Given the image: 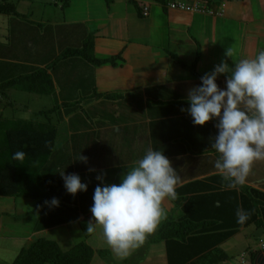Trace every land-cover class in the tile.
Masks as SVG:
<instances>
[{
	"label": "crops",
	"instance_id": "crops-1",
	"mask_svg": "<svg viewBox=\"0 0 264 264\" xmlns=\"http://www.w3.org/2000/svg\"><path fill=\"white\" fill-rule=\"evenodd\" d=\"M50 1L43 8L50 7V16L46 17L55 26L50 34L64 36V47L81 48L83 42L92 37L94 56L97 59L117 58V62L95 66L76 57L56 67L55 80L58 82L55 92L63 106L60 118L54 125L40 123L28 126L35 130L55 129V148L42 167L35 164L30 167V183L35 198L0 197V242L7 247L5 242L18 238L8 234L11 231L8 229L10 222L3 220L9 218L20 221L18 229L20 233L24 231L21 239L25 247L39 238L55 240L61 247L65 243L73 247L86 241L96 251V257L99 251L107 249V246L101 245V242L105 243L102 229L98 228L93 234L86 233L93 194L98 184L96 176L105 175L109 184L119 183L121 175L134 167L135 161L148 148L164 152L172 162L180 177L176 191L186 187L194 190L191 196L214 192H203L204 189H217V194L229 192L222 189L223 181L214 168L218 154L210 149L211 139L216 135V121L202 127L193 126L191 117L181 109L189 106L186 103L188 90L199 85L205 73L226 59L227 47L233 49L229 63L252 58L264 48V0L255 4L249 3V0H211L215 15L171 10L168 7L170 0H164L168 1L166 6L156 0H115L111 5L105 0H71L66 10L56 0ZM187 1L192 3L197 0ZM145 7L148 8L147 14ZM20 14L23 15V12L20 11ZM54 19L56 22H51ZM34 28L30 26L26 31ZM4 31L6 33L9 28H0V33ZM12 38L0 35L2 42L10 43ZM47 38L41 41L35 59L24 58L21 52L16 53L18 50L22 53L26 51V44L14 47V53L10 46V57L4 49L0 53V82L32 75L40 68L47 69L51 63L47 58L50 48ZM198 51L200 59L196 75L178 61L191 66ZM58 52L61 54L60 49ZM64 64L65 67L80 68L68 71L77 80L70 83L66 75L60 77L64 73L59 66ZM48 73L53 76L52 71ZM217 83L221 88L225 87V77L221 76ZM96 93L101 94L99 99L94 98ZM63 96L70 102L73 100L68 99L87 98L83 103L89 110L81 112L77 106H66L68 103ZM100 106H109L116 116L112 119L104 117L100 122L102 124L93 131L92 126L81 121L80 115L86 113L90 116L92 110ZM74 122L77 123L75 126ZM79 123L82 124L81 129H78ZM69 124L74 127V133ZM83 128L86 134H89L88 131L94 134L86 135L85 139ZM19 129L24 128L10 127L8 130ZM75 132L76 136L73 135ZM80 154L87 157V164L78 160ZM62 171L78 174L82 182L88 184V191L75 197L68 194L59 175ZM244 185L264 193V160L254 162ZM52 198L60 201L58 208L44 206V202ZM163 203L162 207L167 206L169 211L174 206L171 198ZM66 212L75 218L64 220ZM250 227L241 228L218 250L208 252V256L214 258L218 253L223 254L222 257L227 255L229 260L215 262L214 258H209L208 263L238 264L240 255L250 250L257 251L254 262L251 259L250 263L264 264V249L260 245L264 232ZM111 251L115 256L112 248Z\"/></svg>",
	"mask_w": 264,
	"mask_h": 264
},
{
	"label": "clouds",
	"instance_id": "clouds-1",
	"mask_svg": "<svg viewBox=\"0 0 264 264\" xmlns=\"http://www.w3.org/2000/svg\"><path fill=\"white\" fill-rule=\"evenodd\" d=\"M232 56L233 49L227 47L226 59L205 73L199 85L188 90L189 106L181 109L191 117L193 126L216 121L210 149L218 154L214 168L224 190L244 185L254 162L264 160V48L252 58L229 63ZM221 76L225 77L223 88L217 83ZM25 156L26 152L21 150L12 158L22 161ZM78 160L88 162L81 154ZM59 175L71 196L88 191V184L78 174L62 171ZM96 179L86 233L102 229L112 250L127 256L158 228L164 217L162 203L175 198L180 177L164 152L148 148L134 167L121 175L119 183H106L105 175H97ZM44 206L55 209L60 201L52 198ZM250 217L248 210H236L237 223L244 224ZM263 243L264 240L260 241L261 248Z\"/></svg>",
	"mask_w": 264,
	"mask_h": 264
},
{
	"label": "trees",
	"instance_id": "trees-1",
	"mask_svg": "<svg viewBox=\"0 0 264 264\" xmlns=\"http://www.w3.org/2000/svg\"><path fill=\"white\" fill-rule=\"evenodd\" d=\"M105 1L111 5L115 0ZM156 1L166 6V1ZM56 2L62 6L63 10L68 9L71 5V0H56ZM17 5L16 1L0 4V13L21 17L22 15L17 12ZM138 11L141 10L138 9ZM76 57L83 58L95 66H103L116 60V58L97 59L94 56V39L92 37L87 38L81 48L67 49L58 56L56 61L60 63L63 60ZM199 59L200 51H198L193 65L187 66L178 62L185 69L197 75L196 68ZM57 65L54 62L51 67ZM47 69H50V65ZM15 87L40 95L55 93L52 78L45 70L11 80L0 88ZM100 97L101 94L96 93L94 98L99 99ZM4 137L9 153L5 163L0 166V197L35 198V191L31 188L29 170L32 164L42 167L48 161L55 148L56 130H46L45 128L35 130L28 127L7 130ZM21 150L26 152L24 160H14L13 154ZM238 188L220 194L215 192L217 189H204L203 192H207V190L214 192L211 195L205 193L193 196L190 194H194V190H188L186 187L181 188L180 191H176L175 198H171L174 206L168 212L167 217L161 220L158 228L146 237L142 245L147 247L164 243L168 264H209V258L214 257L208 256L210 254L208 252L214 249L218 250L241 228L253 226L264 232V193L246 185ZM217 202H219V206H217ZM238 208H243L251 213L250 219L244 224L237 223L236 210ZM139 248L140 246L136 250ZM256 253L257 251L247 250L243 255H240L241 260H238V264H252L250 263L251 259L254 262ZM100 254L106 259L108 253L104 250L99 251ZM95 255L96 251L86 241L76 244L69 250H64L55 240L39 238L30 246L23 248L12 264H92ZM217 255L214 258L215 262L227 261L230 258L227 255L222 257L223 254L220 253Z\"/></svg>",
	"mask_w": 264,
	"mask_h": 264
},
{
	"label": "rangeland",
	"instance_id": "rangeland-1",
	"mask_svg": "<svg viewBox=\"0 0 264 264\" xmlns=\"http://www.w3.org/2000/svg\"><path fill=\"white\" fill-rule=\"evenodd\" d=\"M11 1L18 2L17 12L20 13L21 11L23 12V15L20 17V16H10L0 13V18L3 20L2 21L0 19V21L3 22L0 23V28L4 26L9 28V31L5 33L6 31L5 30L4 32L0 33V35H7V37L8 36L13 37L10 41L11 44L8 43V41L6 42L0 41V53H2L5 49V51H7V57H10L11 55H8L10 46L12 47L11 51L14 53L13 50L14 47L19 48L18 46H21V44H26V51L22 53L21 50H18L16 53L21 52V56H24V58L30 59L34 57L35 59L37 58L36 50L40 47V44L42 43L41 41L46 39L48 36L49 38H47V45L50 46V48L47 58L48 60H51L50 69L40 68L35 70L34 73L35 72L37 73L40 70H45L46 73H48L49 70L52 71L53 76L51 74L49 75L51 76L52 81L54 83V87L56 88V82H58V80L57 81L55 80L56 67H58V65L64 62L63 60L60 63H58L56 59L58 58V56L62 55V53H64L67 50V47H64V43H63L64 36L53 32L52 34H50L51 31L55 29V26L49 23L50 19L47 18L49 15L50 7L46 8L45 10H43V8L45 7V4L47 3L49 4L51 1L50 0H0V4H4L6 2H11ZM249 3L255 4L258 3V0H249ZM46 11L47 13H44ZM60 18L61 17L59 16V19ZM54 20L55 21H51V22L53 23L56 22V19ZM45 21H48V23ZM30 26H34L35 28L31 31H26V28L30 29ZM84 42L80 47L84 45ZM67 44L69 43L67 42ZM59 49L61 50V54L58 52ZM72 49H76V48L72 47ZM54 62L56 65L58 63V65L56 67L55 66L51 67L52 63ZM113 62L116 63L117 58ZM79 69L80 68L76 66L65 67V64L59 66V70H61L64 73L63 75H60V77L66 75L69 78L68 81L71 83L77 79L73 78V76L70 75L71 73L68 71L70 70L76 71ZM82 81L84 82L83 78ZM3 85L4 83L0 82V87ZM74 85L77 86L79 85V83L77 84L74 83ZM81 96L82 93L80 94V97ZM63 98L62 99L68 103L67 104L68 106H77L78 109L75 107L74 108L77 109L78 111L80 110L81 112H85L89 110L86 107L85 103H83L84 101L88 100L87 98L81 99L76 97L74 99H68V100H73L72 102L67 101V98L64 96ZM75 102L76 103L80 102V104L78 105ZM61 104L62 103L58 99L57 92H55L52 95H40L38 93L17 89V87L0 88V118L3 119L0 120V166L5 163V160L8 158V153H9L8 146L6 144V139L4 137L6 130H8L10 127L17 128L19 126H22V128H28V126H32L40 123L41 124L47 123L49 125L50 124L54 125L57 123V121L60 118L59 117L60 110L63 109V106ZM98 108L99 109L92 110L93 113L90 114V116L86 113L81 114L78 112V114H81L80 115L82 119L81 121L83 123L89 124V126H92L93 131L97 129L99 124H102L100 122L104 117H107L108 119L109 118L112 119L113 116H116L114 114L115 112L113 111V109H110L109 106H106V108L104 106L103 107L100 106ZM103 109H105L106 111ZM108 122L111 123L110 121ZM72 124L73 126H75L74 124L77 123L74 122ZM69 126L71 129H73L72 133H74V127H71V124H69ZM81 126L82 124L79 123L78 129H81ZM61 127L64 126L62 125ZM82 130L84 131L85 139H87L86 135L91 136L94 134L91 131H88L90 135L86 134L85 128H83ZM73 135L76 136V132ZM95 143H93L94 146H96ZM105 155L106 157H108L107 154ZM129 155L131 156L132 154L129 153ZM163 204L164 203H162V205ZM163 209L169 211V208H167V206L166 208ZM9 210H11L10 205H9ZM17 214L19 216L20 212L17 211ZM70 214H71L70 212H66L64 214V218H65L64 220H69V219L72 220L73 218H75L74 215L70 216ZM167 215L168 212L164 211L163 219L166 218ZM3 221L4 222L7 221L8 223L10 222L9 223L10 227H8V229H10L11 231H8V234H10L11 236H18V238L16 240L5 242L7 243V247L4 244V242H0V264H12L13 261L17 258L20 251L26 246L23 239H21V236H23L24 231L21 230L22 232L20 233L18 229V224H20V221L18 220L6 218ZM12 242H14V244H11ZM104 242L105 243L101 242V245L103 244L104 246H107L105 252L108 253L107 255L109 257L106 255V259H105L101 254L100 256L97 255L93 260L92 264H103V263L105 264H167V253H166V246L164 243H158L156 245H152V246L150 245L147 247L141 244L139 249L136 250L135 248L133 249L134 251L132 250L127 256L123 257L117 255L116 253L115 256H113L114 253L111 251V247H108L109 245L106 243V241ZM71 247L72 245H68L67 243L62 245V248L64 250H69V248Z\"/></svg>",
	"mask_w": 264,
	"mask_h": 264
},
{
	"label": "built area",
	"instance_id": "built-area-1",
	"mask_svg": "<svg viewBox=\"0 0 264 264\" xmlns=\"http://www.w3.org/2000/svg\"><path fill=\"white\" fill-rule=\"evenodd\" d=\"M210 5H211V0H197L192 3L187 0H170L168 3V7L171 10L215 15L214 11L209 7ZM147 13H148V8L145 7V14ZM220 14L222 15L223 11ZM262 247L264 248V243L262 244Z\"/></svg>",
	"mask_w": 264,
	"mask_h": 264
},
{
	"label": "bare ground",
	"instance_id": "bare-ground-1",
	"mask_svg": "<svg viewBox=\"0 0 264 264\" xmlns=\"http://www.w3.org/2000/svg\"><path fill=\"white\" fill-rule=\"evenodd\" d=\"M209 4H210V1H209ZM211 8V5L209 6ZM212 9V8H211Z\"/></svg>",
	"mask_w": 264,
	"mask_h": 264
}]
</instances>
